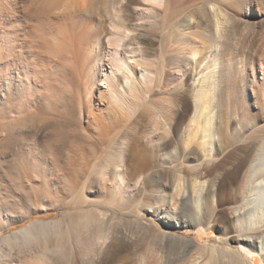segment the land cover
Segmentation results:
<instances>
[{
	"label": "rangeland",
	"instance_id": "obj_1",
	"mask_svg": "<svg viewBox=\"0 0 264 264\" xmlns=\"http://www.w3.org/2000/svg\"><path fill=\"white\" fill-rule=\"evenodd\" d=\"M191 1L165 0L163 5L145 4V8L153 7L158 13L157 24L153 26L147 23L149 13L136 7L142 3L132 5L135 7L133 9H124V0H113L107 8L103 7L104 0H0V250L4 253L0 264H225L220 253L229 210L234 205L232 200L238 201L242 196L246 186L247 164L255 149L264 143V0H207L213 4L216 2L215 6H219L221 10L218 9L223 12L217 16L222 39L218 53L221 65L215 71L220 74L224 69L226 77L218 85V98L221 96L219 101L222 100L224 105L220 102L219 108L223 112L221 116L218 115L219 119L216 117V121L218 119L221 125L225 118V122L229 118L232 125L229 133L232 131L234 133L230 134L234 135L233 144L223 147L213 161L202 167L198 166L201 154L195 145L200 132L195 131L194 126L191 128L190 117H186L180 126L177 124L180 92L168 93L171 87L186 84L185 71H191V62L187 69L182 61L170 58L176 40L180 38L177 47L185 48L181 55L189 56L192 61V50L200 54L210 50L215 42L212 32L215 18L206 6H202L206 2ZM187 6L192 23L183 28L179 26V17L172 18L171 14ZM112 21L115 22L113 24L117 22L120 31L125 29L122 24L125 25L127 31L121 34L129 37L137 36V33L145 34L146 40L142 46L136 43L134 47L139 52L137 58L145 55L149 71H153V64L159 59L163 62L164 82L156 95L158 98L153 96L151 102L163 109V116L170 128L165 138L160 140L159 136L155 137L152 145L170 141H175L177 145L174 143L173 147H176L167 150L172 160L169 168L149 169L146 187L150 188L147 189H157L158 181L163 176L175 177L176 173L182 177L185 188L193 178L208 184L199 187L201 191L197 188L196 193L191 190L195 196H191L188 206L162 208L164 215L176 218L179 227H168L163 219L152 218L147 211L137 215L131 205L133 195L140 188H134L135 181L131 180L128 183L131 197L126 198L128 207L123 206L126 214H113L114 217L103 223L101 228L86 224L74 229L72 213L80 211L86 202L94 198L101 201L102 197L109 200L110 196L92 189L87 184V176H83L87 173L77 171L75 179L69 178L68 181L74 184L69 194L63 180L56 178V170L66 166L64 148L71 143H82L93 154L95 152V155H91L93 166L95 162L104 163L109 159V154L121 149L119 136L122 134L140 133L146 136L154 126L158 130L163 127L161 118L153 113L149 104L145 103L139 109L127 105L123 113L108 114L106 106L98 101L94 85L95 66H99L103 59L104 65L110 66L111 53L108 48L100 49L97 39L101 26ZM101 78L121 97L111 75L103 73ZM64 96L69 100H63ZM69 110L77 113L80 123H67L65 116H68L66 112ZM89 110L98 115L102 123L99 126L106 128L104 135L96 133L99 126L89 128ZM227 110H230L229 113ZM140 111L144 112V116H137ZM60 115L62 118L65 115V119ZM6 134L13 136V142H7ZM93 143L97 146H93ZM185 144L190 145H187L189 148L186 152L190 158L179 159L190 167L183 166V170L177 157L182 154ZM195 165L199 170L193 172L191 167ZM71 179L75 183L79 179V184L75 185ZM211 182L216 186L213 201L208 190L213 185ZM227 185L228 189L222 190ZM60 188L64 190L61 200L67 205L65 209L57 207L54 199L51 200ZM49 194H52L51 199L48 198ZM195 199L201 203V213L193 203ZM207 210H212L213 216L210 217ZM53 221H58L56 228H62L63 237L50 235L47 238L49 241L43 243L45 231L38 223ZM28 226V232L14 235ZM34 237L38 239L32 241ZM56 243L59 244L57 247ZM248 258L253 259L254 264H263L258 253L248 255Z\"/></svg>",
	"mask_w": 264,
	"mask_h": 264
},
{
	"label": "bare ground",
	"instance_id": "obj_2",
	"mask_svg": "<svg viewBox=\"0 0 264 264\" xmlns=\"http://www.w3.org/2000/svg\"><path fill=\"white\" fill-rule=\"evenodd\" d=\"M46 1H48V0H46ZM104 1H105L104 5L103 4L102 5H103V7L105 6V8H107L113 2V0H104ZM164 1L165 0H143V2H142L141 0L140 1H138V0H124V4H125L124 9H126V8L128 9V8L132 7V5H135L137 3H142L141 5H136V7H138L137 9L139 10V8H141L140 9L141 11L143 10L145 13H149V15L147 14L148 15L147 18H149V20H147V23L149 22L148 25L154 26L157 24V19H158L157 14L158 13H156V11L153 9V7H152V9L154 11L150 7L148 9L145 8L144 5L147 3H150V4L162 3V5H163ZM208 1H210V0H208ZM208 1L203 0V2H206V3H204V5H202L203 3L202 4L200 3V4L202 6H206L209 13L212 14V16H214V18H215V23L213 24L214 30H212L213 35L215 37V39H214L215 42L212 44L211 47L209 46L210 50H204L200 54L196 50H192L191 53L189 52L191 54V58H193V61H192V59H190L189 56L187 57V55H185V54L181 55V53H183L185 48L181 47L183 44L181 46L178 45L182 49L176 46L177 41H180V38H178V36H177L178 40L175 39L176 44L175 45L173 44L175 47L170 53L171 57L169 56L170 58H172L174 60L176 59L175 61H179V60L182 61L183 65L187 69L190 68L189 63L191 62V71H189V70L185 71V76L187 79L186 84L184 83L185 85L182 84L180 86L171 87L170 89H168V93H176V92L179 93L180 92V94H179L180 98H178V102H177L178 103V105H177V109H178L177 111L178 112L177 113L179 115L178 120H177L178 121L177 124L179 125L181 122H184L183 120L186 117H190L189 118L190 124L192 123V125H190L191 128L194 126L195 128L194 127L193 128L195 129V131L197 130V132H200L199 136L197 137V143L195 142V145L197 144L196 146L200 150V154H201L200 159L198 161L199 165L197 164L199 167H202L203 165H205V163H209V162L213 161L216 154H218L219 152L221 153V151H222L221 149H223V147L224 148L227 146L229 147L230 144H233L232 143V141H233L232 136L234 135V134L233 135L230 134L232 131L229 133L230 126H232L230 124L229 118L226 122H225V120H226V118H225L224 122L223 123L221 122L222 123L221 125H220V122H217L219 119L218 115L221 116V113L223 112V109L221 108L222 109L221 110L219 108V105L223 104L222 103L223 101L222 100L219 101V99H222L221 96H219L220 98H218V95H219L218 92L220 91V90H218V89H220V86L218 88V85H219V82L221 81V79L226 77V72L224 69H222L220 74H216L217 72L215 71V68L217 66L221 65L218 62V60L220 59V58H218L219 57L218 53L220 50V42H221L220 40L222 39V32L220 30L221 26H220V23L217 19L218 18L217 16H218V14L220 15V13L222 11H220L221 8H219V6H218V8L220 10L215 6L216 2L213 4L212 2L210 3ZM195 2L198 3L200 1H195ZM100 3H101V1H100ZM196 3L193 2V4H196ZM192 5L190 4V6H192ZM155 6H157V5H155ZM47 7H49V6H47ZM188 7L189 6L183 7V8L181 7L180 10L173 11L171 14L172 18L176 19V17H179V19L181 20L179 26H181L183 28H186V26H189V24L192 23V21H191L192 19L190 20V17H192V16H190V13H189L190 9H187ZM133 8H135V7H132V9ZM105 19H107V18H105ZM110 22H111V20H110ZM220 22H221V20H220ZM104 23H105V21H104ZM113 23H115V22L112 21L111 24L109 23V24L104 25V26L100 25L102 28L100 30V33H99V36L97 39L98 47L100 49L108 48V51L111 53L110 66L107 67L106 65H104V63H103L104 59L99 63V66H95L96 67V70H95L96 81L94 82V85H95L97 92H98V94H97L98 95L97 96L98 101L100 104L106 106L108 114H111V112L123 113L125 108L127 107V105L128 106L133 105L134 107L139 109L140 106L144 105L145 103H146V105L149 104V107L153 111V113L155 115H159V117L161 118V123H162L161 125H163V127H161L160 130H158L159 128L157 126H154L152 129H150L151 130L150 133L146 136H144V135L142 136V135H140V133L139 134L138 133L133 134V135H130V134H124L123 135L122 134V136H119V138H121L120 144H119V145H121V149L119 151L117 150L118 152L109 154L110 155L109 159L105 160L104 163L100 164L98 162L99 163L98 164L97 162H95V164H93V166H91V164H92L91 160H93V159H91L92 158L91 155H95V152H94L95 149H93V152H94V154H93L92 151L87 149V147L85 145H82V143L78 144V143H71L70 142L71 144L69 143L70 145H68L66 148H64L66 166L62 167V168L58 167L59 169L56 170V172H57L56 178L63 180L65 187H68V189H67V192H68L69 189H72V187L74 186V184L72 185V181H71V183H70V181H68V180H70L69 178L75 179L77 171H80V174L81 173H87V175L82 174L84 177L87 176V180H86V178L84 179L88 182L87 184H89V186L92 189H94L95 191H98V193H100L102 195H109L110 196L109 200H106V199H104L105 197L104 198L102 197V200L100 199L101 201H97L96 198H94L95 200L92 199L91 202H89V203L86 202L84 204V207L80 208V206H79V208L81 210L71 214L72 227L74 229L79 228L82 225L84 226L86 224H94V226H96V228H101L103 223L109 221L111 219V217H114L113 214L116 215V213H119V212H121V213L124 212V214H126V212L123 209V206L124 205L126 206V204L128 203V200L126 198L131 197V195L128 194L129 190L131 189V186L128 183L131 180L135 181L134 182L135 184L133 183L134 188H137V187L140 188V190L135 195H133L134 197L132 196L133 200H132L131 206H132L133 210L136 209L135 212L137 213V215H140V214H142V212L147 211L151 214L150 216L152 218L163 219V223H165L168 227L173 226V225L179 227L178 222L175 221L176 218L173 217V215H172V217H170V215L169 216L164 215L162 208H166L169 206H176V205H180L179 207H182V208L188 206V204L191 202V196L194 194V193H191V190L195 191V190H198L199 187L203 188V186L207 183H205L204 181L200 182V180H197V178H193L192 180L190 179L187 182L186 188H185V186H184L185 183L182 181V177L179 174L177 175V173H176L175 177H170L171 176L170 174H169L170 176H168V175L163 176L160 179V181H158L159 183H158L157 189L148 190L150 187L149 188L146 187V183L148 181L147 180V173H148L149 169H152V168L160 169L162 167H168V165L171 163L172 160L170 161V159H171L170 154H169V151H167V150H168V148L170 150V147L172 148L173 144L176 143L173 140L174 143H170L171 142L170 141L169 143L167 142L165 144H160L158 146L152 145L155 137L159 136L160 140L162 138H165V135L167 133L169 134V128H170L169 125L167 124L168 122H166V120L163 116V109L161 107L156 106L153 103L154 101L151 102L153 99V96L155 97L156 95H158L160 93V91H161L160 89L162 86L161 84H163V82H164L163 81L164 80L163 65H162L163 62H162V60L160 61V59L157 58V60L159 59V61L156 60L157 62L155 64H153L154 65L152 67L153 71L152 70L149 71L150 68H149V70H148V68H146V67H148L147 66L148 64L144 59L145 55L144 56L142 55L141 57L137 58V55L139 54V52H138L137 47L136 48L134 47V45L136 43H139V45H141L142 42L144 40H146V38H145L146 36H144L145 34L141 35L140 33H137V36L129 37L130 35H127L124 33L121 34L122 31H124V30L127 31L124 24L121 23L124 27L122 25L121 26H122V28H125V29L120 31L121 27L119 25H116L117 22H116V24H113ZM142 26H143V24H142ZM177 28H179V27H177ZM139 29H137V30H139ZM86 30H87V28H86ZM140 31H141V29H140ZM175 31L180 32L182 30L175 29ZM136 46H138V45H136ZM143 48H145V47H143ZM143 48H142V50H143ZM105 57H106V55H105ZM84 60H86V59H84ZM192 62H193V64H192ZM179 63H181V62H179ZM80 68H81V66H80ZM197 69L199 70L198 72H196ZM103 73H108L109 75L112 76V78L115 81L117 91L120 93L121 97H118L117 94H115V92H113L111 90V88L108 86V83L103 81V79L101 78L103 76ZM92 80H93V78H92ZM155 98H158V97L156 96ZM64 99H68V98H65V96H64L63 100ZM148 100H149V103L147 102ZM156 100H158V99H156ZM63 102L65 103L67 101H63ZM220 102H221V104H220ZM129 109H131V108H129ZM225 109H228V108H225ZM69 111L66 112L67 113L66 115H68V116L64 115L66 117L67 123H68V121L70 123L72 122V124L73 123H80V118L77 115V113L73 112V110H69ZM229 111L227 110L228 113H229ZM61 114H63V113H61ZM227 115H229V114H227ZM60 116H61L60 118H62V115H60ZM64 116H63V118L65 119ZM137 116L138 117L144 116V112L140 111ZM57 117H58V115H57ZM216 117H218L217 121H216ZM224 117H221V118L224 119ZM87 118H88L87 124H88L89 128H93L92 127L93 125L99 126L100 124H102L98 120V115L93 113L92 110H89ZM157 118H158V116H157ZM160 118H159V120H160ZM137 120H139V119H137ZM189 121H188V123H189ZM215 121L219 124L217 125ZM60 123H61V121H60ZM32 124H34V123H32ZM13 125L15 126V124H13ZM22 125H21V128H22ZM179 126H177V127L179 128ZM190 126H189V128H190ZM10 132H12V130H10ZM29 132H31V131H29ZM105 132H106V128L104 129V128L99 126L98 131L96 133H98L100 135H104ZM133 132H135V131H133ZM232 133H234V132H232ZM197 135H198V133H197ZM4 137L7 139V142L8 141L13 142V136L11 134H6ZM195 137H196V134H195ZM75 140H77V139H75ZM144 140H146V141L144 142ZM95 144L93 143V146H95ZM176 145H177V143H176ZM187 145L186 144L184 145V147H183L184 149H182L183 150L182 154L180 156L178 155L179 156V157H177L178 161L181 159H184V158H190L189 157L190 154L186 153L187 149L189 148V147H187ZM88 146H89V144H88ZM96 146H97V144H96ZM149 146H150V148H149ZM188 146H190V145H188ZM220 146H221V148L219 151ZM91 147H92V145H91ZM175 147L176 146H174L173 148H175ZM61 149H63V148H61ZM60 152H61V150H60ZM179 158H181V159H179ZM96 159H97V157H96ZM187 165L189 168L190 167L189 164H186V162H184L183 160L180 161V167L183 170H184L183 166H187ZM88 166L90 167V169L88 170V168H87L88 172H86V167H88ZM195 167H196V165L194 167H191V171L193 170V172H194L195 170L196 171L199 170V167H196V169H195ZM177 170H179V169L177 168ZM246 171H247L246 172L247 175H245L246 176V186H245L244 192L238 201H236L234 198H232V199H234V200H232L234 205L231 206V208L229 210L230 211L229 219L226 221V226L224 229L225 236L222 239L223 247L221 249L220 257H221V259L222 258L224 259V260L223 259L222 260L225 264H254L253 259L249 260V258H248V255H252L254 253H258V255H261L262 260H263V264H264V143L259 145L255 149V151L253 152V155L247 164ZM71 180H73V179H71ZM78 180H77V182H78ZM77 182L75 183V181L73 180V183H75V185L79 184V182L78 183ZM215 183L216 182H214V184ZM84 184H86V183L83 182V186H85ZM87 184H86L85 188H87ZM214 184L211 186V188L209 187V189H208L212 201H213L215 191H216V190L214 191V189L216 187V186H214ZM147 185H150V184H147ZM59 187H57V188H59ZM207 187H204V189H207ZM64 189H66V188H64ZM226 189H228V185L225 188H223L222 190H226ZM73 190H75V189H73ZM185 190L187 191L186 196H184ZM199 190L201 191V188ZM65 192H66V190H65ZM69 192H68V194H69ZM90 192H91V189H90ZM221 192L225 193V191H221ZM63 193H64V190H62L60 188L56 191V195L53 196L55 198H53L51 196L52 197V199H51L50 195H52V194H49L48 198H50L51 200L54 199L53 201H55V203H57L56 204L57 207L60 206V207H64V209H65V207L67 205H66V203H63L61 200L62 199L61 194H63ZM195 193H196V191H195ZM81 194H84V192L81 191ZM200 194H202V193H200ZM194 196L195 195H193L192 197H194ZM197 196L199 197L200 195H197ZM83 197H84V195H82L81 198H83ZM197 199H200V198H197ZM193 203H195L194 205L196 206L197 211L200 212L202 209L200 201L195 199V202L193 201ZM52 205L55 206L54 202ZM126 207H128V205ZM126 207H124V208H126ZM79 208L76 207V209H78V210H79ZM85 208H87V209H85ZM132 208H130V210ZM125 210H127V209H125ZM207 211H209V210H207ZM133 213L134 212H132V214ZM208 213L210 214L209 215L210 217L213 216L212 210L209 211ZM57 223H58V221H53V222H48V223H43V222L38 223V225L41 227V229H44V231H45V232H43V233H45L44 235L41 234L44 237L43 243H47L49 241V240L47 241V238L50 235H52L54 237H59V236L61 237L63 235L62 228L61 229L56 228ZM32 225L33 224H31L30 226H32ZM30 226H28L25 229L23 228L22 230L14 233V235H18V234L28 232L30 229ZM50 227H52V228H50ZM63 230H64V228H63ZM29 239H30V237H29ZM37 239H38V237L37 238L34 237V238H32V241H36ZM98 244H99V242H98ZM58 245L59 244L56 243V247ZM58 250H59V248H58ZM3 258H4V253L2 250H0V260H2ZM213 258H214V256H213ZM45 262L46 261H44V263ZM50 263L53 264L52 262H50ZM50 263H47V264H50Z\"/></svg>",
	"mask_w": 264,
	"mask_h": 264
}]
</instances>
